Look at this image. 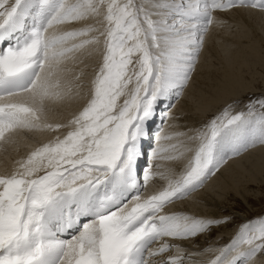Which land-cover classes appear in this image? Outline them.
<instances>
[{
  "label": "snow or ice",
  "instance_id": "obj_1",
  "mask_svg": "<svg viewBox=\"0 0 264 264\" xmlns=\"http://www.w3.org/2000/svg\"><path fill=\"white\" fill-rule=\"evenodd\" d=\"M241 6L264 11V0H0V147L24 130L54 134L0 175V264H153L154 257L184 264L185 250L172 241L220 221L166 214L165 207L232 157L264 145V112L254 105L247 114L225 111L188 137L199 141L194 149L182 134L157 135L153 161L194 151L178 176L152 164L140 168L146 125L158 101L189 80L214 13ZM89 19L99 27L53 31ZM93 51L102 62L90 98L66 123L51 121L49 105L84 85L83 70L67 79L69 65ZM156 177L165 183L149 191ZM258 254L264 256V220L244 224L207 264H254Z\"/></svg>",
  "mask_w": 264,
  "mask_h": 264
},
{
  "label": "bare ground",
  "instance_id": "obj_2",
  "mask_svg": "<svg viewBox=\"0 0 264 264\" xmlns=\"http://www.w3.org/2000/svg\"><path fill=\"white\" fill-rule=\"evenodd\" d=\"M214 17L215 22L205 33L201 52L182 94L179 93L176 99H171L176 94V91H172L158 101L153 114V120L157 117L158 109H161L158 119L169 115L165 116L164 120L166 118L168 120L158 135L182 134L178 139L183 140L186 148L190 149H194L199 143L198 140L188 139L198 134L194 123L208 117L226 103L260 90L264 85V76L261 78V86L256 83L258 80L255 77L256 66L262 65L264 60L259 52V46L250 41L245 42L250 34V26L260 27L264 34V11L241 6L217 11ZM89 25L99 27L95 20L89 19L71 25H57L53 31H68ZM83 59L82 64L69 65L74 71L67 75V79L71 81L77 72L83 70L84 85L79 90V95L49 105V119L53 122L66 123L90 98V82L102 62V56L99 51H93L91 55L85 54ZM76 91L77 89L73 88V92ZM164 102H168V105L162 107ZM51 139H54L52 133L27 130L18 133L14 143L0 147V175L11 173L16 167V161L26 159L31 151ZM159 143L167 146L175 143V139L161 140ZM155 144L157 146V140ZM256 145L257 147L229 159L202 187L165 207L166 214L182 213L220 221L212 225L211 230L196 237L172 241L185 250L184 264H206L208 260L214 258L220 248L231 243L237 236L236 230H240L250 221L249 216L259 213L264 208V145L256 143L253 146ZM193 155L194 151H184L183 157L179 160L153 161L149 158L147 166L152 164L154 171L178 176ZM155 165L160 167L156 168ZM164 183L165 181L156 177L149 191L159 190ZM243 248L242 245L241 250ZM188 253L200 255L189 259ZM171 255H175V249L165 254V258ZM150 259L153 264H157L160 257ZM254 264H264V258L256 259Z\"/></svg>",
  "mask_w": 264,
  "mask_h": 264
},
{
  "label": "rangeland",
  "instance_id": "obj_3",
  "mask_svg": "<svg viewBox=\"0 0 264 264\" xmlns=\"http://www.w3.org/2000/svg\"><path fill=\"white\" fill-rule=\"evenodd\" d=\"M232 28H233V26H232ZM259 28L250 26L249 27V29H251L250 34L248 35V39L247 38L245 39V42L248 43L250 41L251 43L258 45L259 46V52L262 55L261 57L264 59V34L262 33L261 29H259ZM256 69H257V75H255V77L258 80L256 83L261 86L262 85L261 78L264 76L263 75L264 74V60H263L262 65L256 66ZM262 86L264 88V85H262ZM263 88H261L260 90H256V92H252L250 94L243 95L242 97H239L238 99H234V100L226 103L225 106H222L219 110L210 114L208 117L202 118L198 123H194V127L196 128V131L198 133L205 132V129L207 130V126L209 125V123L212 120L221 117L225 113V111H227L231 115H235V114H238L241 112L247 114L249 106L254 105L257 114L264 112V108L260 107V103L264 102V89ZM119 101L122 102L123 97ZM254 147H257V145L253 146V147H249L247 150L254 148ZM245 151H243L242 153H244ZM263 194H264V192H263ZM255 214H252L251 216H249L248 220H250V221H248V223L249 222L258 223L259 221L264 220V208L259 213H255ZM209 230H211V228ZM236 232L238 234L239 230H236ZM236 232H235V234H236ZM243 247L245 248L247 246L243 245ZM258 258L262 259V258H264V256L258 254L256 259H258Z\"/></svg>",
  "mask_w": 264,
  "mask_h": 264
}]
</instances>
